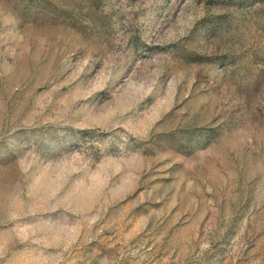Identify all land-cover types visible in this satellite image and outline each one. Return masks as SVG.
<instances>
[{
    "label": "rangeland",
    "instance_id": "rangeland-1",
    "mask_svg": "<svg viewBox=\"0 0 264 264\" xmlns=\"http://www.w3.org/2000/svg\"><path fill=\"white\" fill-rule=\"evenodd\" d=\"M0 264H264V0H0Z\"/></svg>",
    "mask_w": 264,
    "mask_h": 264
}]
</instances>
